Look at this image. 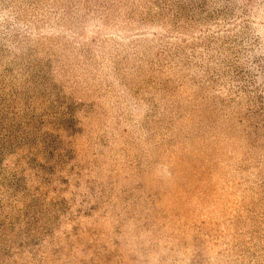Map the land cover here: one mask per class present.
Here are the masks:
<instances>
[{"label": "rangeland", "instance_id": "374dc122", "mask_svg": "<svg viewBox=\"0 0 264 264\" xmlns=\"http://www.w3.org/2000/svg\"><path fill=\"white\" fill-rule=\"evenodd\" d=\"M0 264H264V0H0Z\"/></svg>", "mask_w": 264, "mask_h": 264}]
</instances>
